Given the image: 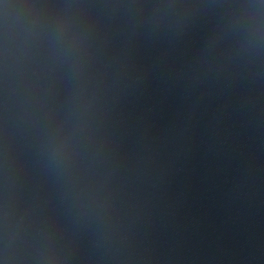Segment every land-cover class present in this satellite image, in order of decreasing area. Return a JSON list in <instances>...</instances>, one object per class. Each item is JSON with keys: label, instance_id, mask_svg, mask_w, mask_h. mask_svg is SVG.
I'll return each instance as SVG.
<instances>
[{"label": "water", "instance_id": "obj_1", "mask_svg": "<svg viewBox=\"0 0 264 264\" xmlns=\"http://www.w3.org/2000/svg\"><path fill=\"white\" fill-rule=\"evenodd\" d=\"M0 264H264V0H0Z\"/></svg>", "mask_w": 264, "mask_h": 264}]
</instances>
